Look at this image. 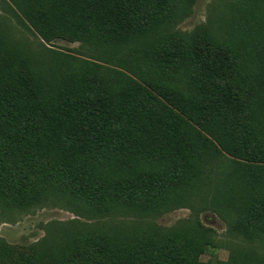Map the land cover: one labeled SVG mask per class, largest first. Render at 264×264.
Instances as JSON below:
<instances>
[{"label":"trees","instance_id":"obj_1","mask_svg":"<svg viewBox=\"0 0 264 264\" xmlns=\"http://www.w3.org/2000/svg\"><path fill=\"white\" fill-rule=\"evenodd\" d=\"M6 1L42 50L0 21V207L86 220L16 264H264V0L191 33L176 26L195 0ZM181 208L224 219L227 260L202 259L218 244L195 218L151 224Z\"/></svg>","mask_w":264,"mask_h":264},{"label":"rangeland","instance_id":"obj_2","mask_svg":"<svg viewBox=\"0 0 264 264\" xmlns=\"http://www.w3.org/2000/svg\"><path fill=\"white\" fill-rule=\"evenodd\" d=\"M226 3V0H195L192 11L177 24L176 31L191 33L200 27L220 26L224 14L228 11ZM13 10L6 0H0V21L5 33L9 36V43L23 51L39 54L42 50L41 40ZM48 47L58 52H70L77 50L79 43L70 39H61ZM189 218L197 219L218 244L204 254L202 259L205 261L227 260L230 256L229 245L232 237L227 232V224L221 216L209 211L196 214L189 208H181L154 217L150 221L165 232L170 231L180 221ZM74 219L86 222L68 207L54 201H48L42 207L31 211L0 207V264H16L22 253L31 252L38 247L52 223H69ZM116 220L121 227L126 225L133 227L134 223L141 222V219L137 217H120ZM93 222V220L90 221V223Z\"/></svg>","mask_w":264,"mask_h":264}]
</instances>
